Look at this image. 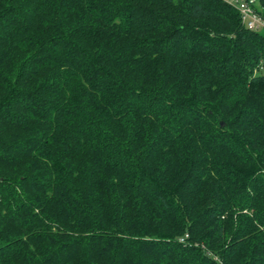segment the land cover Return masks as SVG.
Returning <instances> with one entry per match:
<instances>
[{
  "label": "trees",
  "instance_id": "1",
  "mask_svg": "<svg viewBox=\"0 0 264 264\" xmlns=\"http://www.w3.org/2000/svg\"><path fill=\"white\" fill-rule=\"evenodd\" d=\"M0 264H264V33L224 0H0Z\"/></svg>",
  "mask_w": 264,
  "mask_h": 264
},
{
  "label": "built area",
  "instance_id": "2",
  "mask_svg": "<svg viewBox=\"0 0 264 264\" xmlns=\"http://www.w3.org/2000/svg\"><path fill=\"white\" fill-rule=\"evenodd\" d=\"M236 7L243 24L256 31H264V8L260 0H224Z\"/></svg>",
  "mask_w": 264,
  "mask_h": 264
},
{
  "label": "rangeland",
  "instance_id": "3",
  "mask_svg": "<svg viewBox=\"0 0 264 264\" xmlns=\"http://www.w3.org/2000/svg\"><path fill=\"white\" fill-rule=\"evenodd\" d=\"M261 32H263V33H264V31H261Z\"/></svg>",
  "mask_w": 264,
  "mask_h": 264
},
{
  "label": "water",
  "instance_id": "4",
  "mask_svg": "<svg viewBox=\"0 0 264 264\" xmlns=\"http://www.w3.org/2000/svg\"><path fill=\"white\" fill-rule=\"evenodd\" d=\"M222 125H224V123H222Z\"/></svg>",
  "mask_w": 264,
  "mask_h": 264
}]
</instances>
